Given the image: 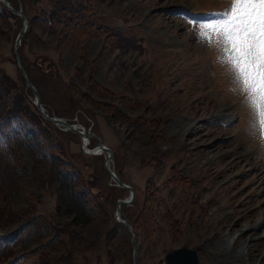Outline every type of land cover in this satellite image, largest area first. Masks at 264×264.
I'll return each mask as SVG.
<instances>
[{
    "label": "rangeland",
    "instance_id": "rangeland-1",
    "mask_svg": "<svg viewBox=\"0 0 264 264\" xmlns=\"http://www.w3.org/2000/svg\"><path fill=\"white\" fill-rule=\"evenodd\" d=\"M9 1L21 3L29 18L18 52L48 111L100 134L137 191L123 211L139 264H166V254L183 246L198 252L200 264H232L252 237L250 255L264 243V222L250 232L264 216V137L252 127L215 37L198 40L195 26L231 0ZM5 10L0 2V103L18 104L17 113L36 121L15 59L21 21ZM64 12L83 27L55 20ZM12 131L7 161L22 179L13 190L0 178V230L35 214L50 229L41 241L15 247L23 254L19 264L42 255L57 264H125L131 234L116 221L115 205L129 192L103 188V159L84 158L78 136L54 127L47 144L24 118ZM0 144L5 148L1 137ZM68 183L77 186L85 211ZM244 259L261 264L262 256Z\"/></svg>",
    "mask_w": 264,
    "mask_h": 264
},
{
    "label": "snow or ice",
    "instance_id": "snow-or-ice-1",
    "mask_svg": "<svg viewBox=\"0 0 264 264\" xmlns=\"http://www.w3.org/2000/svg\"><path fill=\"white\" fill-rule=\"evenodd\" d=\"M195 21L198 40L213 37L245 103L252 112V127L264 137V0H231L223 12L206 13Z\"/></svg>",
    "mask_w": 264,
    "mask_h": 264
},
{
    "label": "trees",
    "instance_id": "trees-1",
    "mask_svg": "<svg viewBox=\"0 0 264 264\" xmlns=\"http://www.w3.org/2000/svg\"><path fill=\"white\" fill-rule=\"evenodd\" d=\"M5 13L9 14V12H7V10H5ZM54 13L52 14L53 16H54ZM67 15L68 14H66V12H64V16L63 15L59 16V14H58L55 20L59 19V22L64 23L66 25L67 29H68V27H75V28H78L81 26L83 27V22L81 21V24H80V19L79 20H76V19L73 20V17H75V15L74 16H67ZM64 17H66V20ZM81 29L83 30L84 28H81ZM14 105L16 106V108H18L22 112L21 106H19L18 104H14ZM14 105H12L11 107H8L9 106L8 103L6 105H3L0 103V137L4 138L5 142L7 143V146L9 147L11 145V143L13 142L14 135H13L11 128H12L13 124L15 123V121L18 120V118H24L25 120L29 121L31 123V125H33L37 128L39 136L42 139V141H44V144L49 143V139H50L49 136L52 135L51 131H52V127H54V126L51 125L50 123L46 122L45 120H43L34 106L33 107L35 109V113L37 116L36 118L38 119L39 122L37 121V119H36V121L34 120V118L28 119L22 113H17ZM6 106H7V109H6ZM43 123L45 125L47 123L48 124L45 126V125H43ZM30 142H34V139H30ZM4 149L5 148L0 145V178H3V183L5 186H8L11 189L16 190V184L18 185V183L21 181L22 173L20 172L18 167H13L8 163L7 160H8L9 152H7ZM81 156H83L84 158H87V159H92V160H94L96 158L100 159V160L103 159L102 157H89L82 152H81ZM76 166H78L77 163H76ZM82 174H83V172H80V178L83 177ZM66 186L68 187L69 195L71 196L73 201L75 203H77V205L79 206V208L82 211H85V209H84L85 206L83 204V200L81 198H78L75 195V190L77 189V186H71L70 183H68ZM62 200H63V198H62ZM60 205L61 204H59L58 209L60 208ZM35 215H37V214H35ZM35 215H33V216H35ZM33 216L27 220V221H29V223L26 226H24L23 230H21L17 234V238L14 241H18V242H12L11 238H8L6 236L4 237V236L0 235V264H8L9 260L11 259V257L15 253V251H14L15 247L14 246H19L20 244H21V246H24L26 241H29V240H33L37 243V242L41 241L45 237V234H47L49 232V230H50L49 226L44 224L41 221L40 216L38 215L35 218H33ZM41 223H42V227H40ZM8 226H10V225H8ZM24 229H25V231H24ZM41 247L44 249L43 250L44 254H46L47 250L45 249V247L47 249H49V242H43ZM131 258H132V249L130 251H128L125 255V259L127 261L125 264H129V261L131 264V260H132ZM38 259L41 260V263H35V264H57V262L54 261L53 259H49L47 257V255H42Z\"/></svg>",
    "mask_w": 264,
    "mask_h": 264
},
{
    "label": "water",
    "instance_id": "water-1",
    "mask_svg": "<svg viewBox=\"0 0 264 264\" xmlns=\"http://www.w3.org/2000/svg\"><path fill=\"white\" fill-rule=\"evenodd\" d=\"M2 1L8 10H10L12 13L18 15L21 18L22 27H21V30H20L18 36H17L16 42H15V44H16L15 56L17 59L19 71H20V73H21V75H22V77L26 83L27 88L30 89L34 94L35 99L33 100V103L37 107V109L40 112V114L42 115V117L45 120L51 122L56 127H59L60 129H62L64 131H72V132H75L77 135H79L83 140V150L85 153H87L89 155L99 154L102 152L107 153L108 155H107V157L105 159V163H104L107 172L115 180V182L117 183V185L120 188L129 190L131 192V196L129 199H119L118 200L117 207H116V217H117V220L119 222L123 223L131 232L132 245H133V249H134L133 264H137L138 244L136 241V236L133 233L132 226H131L129 220L124 217V214L121 210V207L123 205L131 204L134 201L135 195H136L135 190L133 189L132 186L124 184L120 180L118 174L111 168V163L113 160V150L106 147L100 141L98 147H96L95 149L90 151L88 149V145L90 143L89 138L93 136L92 133L87 132L86 129H84L83 127L76 125V124H73L72 122H70L69 120H67L65 118H60V117L55 116V115H50L47 112V110L45 109L44 105L41 102L39 92H38L37 88L34 86V84L32 83V81L30 80V78L27 74V71L23 65L22 59L18 53L19 47L21 46L22 38L26 34L27 29L29 27L28 16L24 13L22 6H20V8L17 10L11 6V4L8 2V0H2ZM106 183H107L106 184L107 186L110 185L109 180H106ZM166 262H167V264H200L198 252L196 250L188 248L187 246H183L177 250H174V251L168 253L166 256Z\"/></svg>",
    "mask_w": 264,
    "mask_h": 264
},
{
    "label": "bare ground",
    "instance_id": "bare-ground-1",
    "mask_svg": "<svg viewBox=\"0 0 264 264\" xmlns=\"http://www.w3.org/2000/svg\"><path fill=\"white\" fill-rule=\"evenodd\" d=\"M261 206L262 207L264 206V202ZM262 207H260V208H262ZM257 210H255V211H257ZM260 218H261L260 221H258V222L256 221L254 226L250 227V232H252L253 234H255L260 228L262 229V227H263L262 223L264 222V216H260ZM252 219H253V217H252ZM240 238L241 239L245 238V234H242ZM255 241H256V239L254 237H252L248 243L243 245L241 247V249L237 252V255H236L237 258L234 261L232 260V264H247L245 259H244L245 255H247L249 257L250 261H253V259H256L258 256H262L261 264H264V243L256 251H254L253 254L250 255L251 248H252L251 245L254 244Z\"/></svg>",
    "mask_w": 264,
    "mask_h": 264
}]
</instances>
